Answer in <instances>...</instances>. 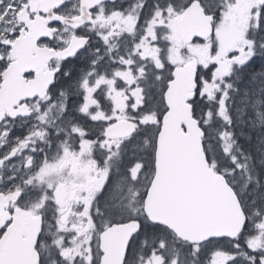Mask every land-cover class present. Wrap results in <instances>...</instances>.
Segmentation results:
<instances>
[{
	"label": "snow or ice",
	"instance_id": "6c2138e0",
	"mask_svg": "<svg viewBox=\"0 0 264 264\" xmlns=\"http://www.w3.org/2000/svg\"><path fill=\"white\" fill-rule=\"evenodd\" d=\"M0 264H264V0H0Z\"/></svg>",
	"mask_w": 264,
	"mask_h": 264
}]
</instances>
